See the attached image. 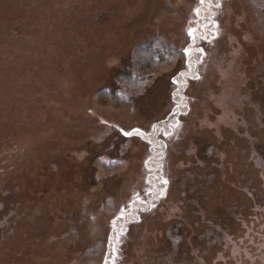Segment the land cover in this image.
I'll return each mask as SVG.
<instances>
[{"label":"rangeland","instance_id":"1","mask_svg":"<svg viewBox=\"0 0 264 264\" xmlns=\"http://www.w3.org/2000/svg\"><path fill=\"white\" fill-rule=\"evenodd\" d=\"M0 264H264V0H0Z\"/></svg>","mask_w":264,"mask_h":264},{"label":"snow or ice","instance_id":"2","mask_svg":"<svg viewBox=\"0 0 264 264\" xmlns=\"http://www.w3.org/2000/svg\"><path fill=\"white\" fill-rule=\"evenodd\" d=\"M205 2V0H201V3H204ZM217 6H219V5H217ZM189 35L190 36H193V30H189ZM135 131H137L138 132V130H135ZM131 133H125V135H130ZM166 183V182H165Z\"/></svg>","mask_w":264,"mask_h":264}]
</instances>
